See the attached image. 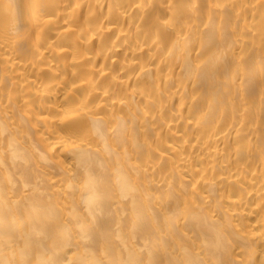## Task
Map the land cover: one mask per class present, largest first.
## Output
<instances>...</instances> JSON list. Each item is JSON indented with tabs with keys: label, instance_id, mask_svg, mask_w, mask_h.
I'll use <instances>...</instances> for the list:
<instances>
[{
	"label": "bare ground",
	"instance_id": "1",
	"mask_svg": "<svg viewBox=\"0 0 264 264\" xmlns=\"http://www.w3.org/2000/svg\"><path fill=\"white\" fill-rule=\"evenodd\" d=\"M0 264H264V0H0Z\"/></svg>",
	"mask_w": 264,
	"mask_h": 264
}]
</instances>
